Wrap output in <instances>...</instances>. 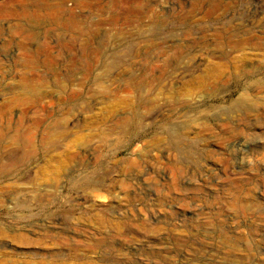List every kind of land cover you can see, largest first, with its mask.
I'll return each instance as SVG.
<instances>
[{
	"label": "rangeland",
	"instance_id": "374dc122",
	"mask_svg": "<svg viewBox=\"0 0 264 264\" xmlns=\"http://www.w3.org/2000/svg\"><path fill=\"white\" fill-rule=\"evenodd\" d=\"M263 96L264 0H0V264H264Z\"/></svg>",
	"mask_w": 264,
	"mask_h": 264
},
{
	"label": "bare ground",
	"instance_id": "6f19581e",
	"mask_svg": "<svg viewBox=\"0 0 264 264\" xmlns=\"http://www.w3.org/2000/svg\"><path fill=\"white\" fill-rule=\"evenodd\" d=\"M118 1H120V4H121V6H122V8L124 9V12L125 13H132L133 12V5H134V3H135V1H137V0H118ZM221 1H223V0H221ZM226 1V0H225ZM211 5H213V7H214V9L216 10V9H218V8H220V9H224L225 11H226V6L224 5V4H222V3H220V1H213V2H211L210 3ZM228 4V3H227ZM229 5V4H228ZM227 8H228V6H227ZM163 19H161L160 21H162ZM155 22V21H154ZM161 23V22H160ZM159 23L158 22H155V24H154V26H157ZM98 27V26H97ZM82 30V29H81ZM96 30H100V28L98 27ZM85 31H87L86 29H85ZM93 38H96V39H94V40H97V41H99V42H106V41H108V39H106L104 36H102V37H97V36H95V37H93ZM93 38L92 37H88V39H85L86 40V42H88V41H91V40H93ZM165 40H166V38H165ZM244 95V94H243ZM264 97V96H263ZM262 99V100H261ZM261 102L264 104V98H262L261 97ZM3 235H4V233H3Z\"/></svg>",
	"mask_w": 264,
	"mask_h": 264
}]
</instances>
